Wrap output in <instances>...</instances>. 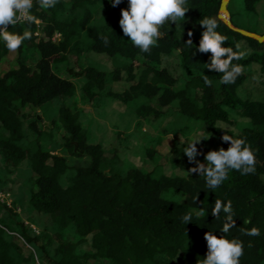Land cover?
Segmentation results:
<instances>
[{
	"label": "trees",
	"instance_id": "16d2710c",
	"mask_svg": "<svg viewBox=\"0 0 264 264\" xmlns=\"http://www.w3.org/2000/svg\"><path fill=\"white\" fill-rule=\"evenodd\" d=\"M231 1L227 9L232 26L256 33L246 25L255 20L260 0H243L244 26L235 20L238 13L232 11ZM219 4L220 0H188L186 21L166 24L158 46L148 54L134 47L119 27L120 10L128 6L127 0L115 8L109 0H60L49 9L34 0L32 14L39 24L30 26L33 37L16 52L14 68L0 75V193L8 194L17 207H28L24 216H17L0 203V264H35V260L39 264H197L207 252L204 233L222 235L224 214L220 219L211 215L217 198L232 201L236 227L229 238L244 242L240 264H264V43L241 36L217 19V31L228 37L224 46L240 42L241 50L248 53L233 63L245 69L258 66L234 84L220 83L222 74L205 68L210 53L196 51L204 30L198 22L206 16L217 18ZM262 21L264 27V11ZM28 29L27 24L9 27L21 33ZM189 30L192 49L185 45ZM56 34L59 38L54 41ZM101 36L108 37V46ZM8 54L0 40V65ZM96 55L105 56L103 62L111 69L92 65L89 58ZM60 66L82 80L78 93L70 79L55 73ZM252 74L259 83L244 85ZM204 75L211 86L205 84ZM119 84L122 88L111 87ZM77 94L94 110L102 109L106 99L133 104L140 100L135 108L139 121L158 122L168 111L186 121H200L216 141L215 150L229 147L221 139L225 128L227 134L251 144L256 173L230 170L215 190L195 173L171 177L158 175L155 169L131 168L121 175L113 171V160L105 157L101 145L90 143L82 112L75 106ZM228 111L248 126L234 131L218 125V121L233 122ZM186 145L176 142L167 156L184 171L195 166L183 153ZM197 147L209 151L201 143ZM57 148L90 162L71 164L55 153ZM153 153L150 150L148 156ZM197 160L206 163L204 155ZM201 209L204 214L197 216ZM188 212L193 218L186 225L181 217ZM245 219L251 223L243 224ZM253 226L260 229L259 236L240 234L241 227ZM25 248L33 252L26 256Z\"/></svg>",
	"mask_w": 264,
	"mask_h": 264
},
{
	"label": "clouds",
	"instance_id": "9594fccd",
	"mask_svg": "<svg viewBox=\"0 0 264 264\" xmlns=\"http://www.w3.org/2000/svg\"><path fill=\"white\" fill-rule=\"evenodd\" d=\"M60 0H36L42 9L54 8ZM123 0H109L113 8L117 7ZM127 7L120 10L119 27L123 35L131 41L132 45L140 50L141 53H151L153 47L158 46V41L164 33L161 29L166 25L177 26L178 22H185L186 13L189 11L188 0H127ZM34 0H0V40L5 43L9 52H17L24 41L31 40L33 32L30 26L38 24V18L32 14ZM199 25L204 29L201 33L197 52L209 54L210 58L205 63V68L209 71L220 73L222 84H234L236 80L244 74L245 68L242 64H234L233 61L243 59L248 53L241 50L240 42L235 46H224L228 37L217 31L219 23L216 17H204L199 20ZM18 24L29 25L28 30L21 32L10 31L9 27L15 28ZM188 39L185 45L192 49L193 32L187 33ZM105 46L109 45L107 36H101ZM193 52L192 55H195ZM254 80L259 83V77L254 76ZM206 85L211 86L212 81L208 75L203 76ZM226 127V126H225ZM225 134L222 141L229 144L227 149L221 147L218 150H209L207 153L201 152L197 145L206 140L202 136L195 137L187 142L183 150L190 164L194 167L188 169L189 175L195 173L203 177L206 187L210 190L219 188L228 178L230 170L238 171L241 175L256 173V154L251 144L245 138H237ZM208 139V138H207ZM204 155V162L197 160V156ZM195 197L194 202H196ZM221 213L224 214L222 227L219 229L222 235L217 236L214 231L204 233V240L207 245V252L202 260L197 264H240V258L244 255V242L238 237L229 238L231 230L236 227L232 201L227 202L217 198L211 215L215 219H220ZM204 214V210L196 212L197 216ZM193 214L188 212L181 217L184 224L192 222ZM251 223L250 219L243 220V224ZM242 236H259L260 229L253 226L250 229L241 227L239 229ZM248 247H253L251 241Z\"/></svg>",
	"mask_w": 264,
	"mask_h": 264
},
{
	"label": "rangeland",
	"instance_id": "374dc122",
	"mask_svg": "<svg viewBox=\"0 0 264 264\" xmlns=\"http://www.w3.org/2000/svg\"><path fill=\"white\" fill-rule=\"evenodd\" d=\"M230 7L233 12L238 13L234 18L240 25L244 26L245 18L243 17V0H232ZM264 11V0H260L256 8V17L246 27L254 29L255 34L261 35L264 33L262 14ZM229 12V11H228ZM241 13V15H239ZM230 14V13H229ZM248 24V23H247ZM16 59V52H9L7 57L0 65V75L6 71L14 68ZM105 56H92L89 62L101 70L108 71L111 69L110 64L104 63ZM88 60V59H87ZM255 64L250 65L245 71H257ZM67 66H60L58 70H54L60 77L70 79L78 93V87L82 80L80 78H72L70 74L65 71ZM67 72V73H66ZM257 75L252 74L246 80V86H252L254 83L253 77ZM71 77V78H70ZM112 88H122V86L115 85ZM105 106L100 110H94L86 105L79 94L75 98V106L82 112V125L90 136V143L99 144L104 150L105 157L108 160H113V171L125 175L128 169L135 168L143 171L154 170L158 175L163 174L171 177H189V173L184 170L177 169L173 166L170 160L167 159L168 153L177 142H188L195 137L202 136L206 140L201 141L202 147L209 150L216 149V141L211 138L208 128L204 123L195 120H185L174 111H168L166 118L158 120V122H146L136 119L135 108L141 101L136 104L132 102L123 103L117 100H105ZM40 116V113L36 111ZM230 123L218 121V125L239 131L240 128L248 126V122L241 119L233 111H228ZM43 124H47L43 122ZM236 126V128L234 127ZM208 138V139H207ZM154 151L150 157L148 153ZM78 151V150H77ZM58 155H64L68 158L69 163H75L79 166H87L90 162L87 157H74L69 152L63 151L61 148L55 149ZM78 154L77 152H75ZM75 155V154H74ZM84 156V154H79ZM108 172V169L105 170ZM0 203L6 204L11 211L17 216H24L22 211H28L25 204L17 207L14 201L8 194L0 193ZM176 199H182V195H176ZM25 209V210H24ZM29 214L33 216V212L29 210ZM36 216V215H35ZM27 223V222H26ZM34 230L37 228L31 225ZM25 255L33 251L30 248H25ZM35 264H39L35 260Z\"/></svg>",
	"mask_w": 264,
	"mask_h": 264
},
{
	"label": "water",
	"instance_id": "95a60500",
	"mask_svg": "<svg viewBox=\"0 0 264 264\" xmlns=\"http://www.w3.org/2000/svg\"><path fill=\"white\" fill-rule=\"evenodd\" d=\"M230 0H220L219 4V9H218V14H217V19L220 20L227 28L230 30L240 34L241 36H244L246 38H250L255 40L257 43H264V33L261 35H257L255 33L248 32L243 29L235 28L231 24L230 20V14L228 12L227 6ZM37 119L40 120V116H37ZM74 151H77V144H74ZM80 153H82L80 151Z\"/></svg>",
	"mask_w": 264,
	"mask_h": 264
},
{
	"label": "built area",
	"instance_id": "2783aa9c",
	"mask_svg": "<svg viewBox=\"0 0 264 264\" xmlns=\"http://www.w3.org/2000/svg\"><path fill=\"white\" fill-rule=\"evenodd\" d=\"M39 24V23H38ZM38 24H36L38 26ZM35 35H38V33H35ZM59 38V34H56L53 38L54 41H57ZM0 198H1V195H0Z\"/></svg>",
	"mask_w": 264,
	"mask_h": 264
}]
</instances>
